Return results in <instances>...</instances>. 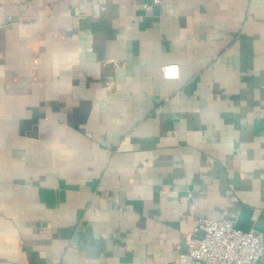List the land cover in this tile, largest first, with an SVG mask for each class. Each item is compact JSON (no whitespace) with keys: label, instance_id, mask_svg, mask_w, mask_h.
<instances>
[{"label":"crops","instance_id":"0c3cea01","mask_svg":"<svg viewBox=\"0 0 264 264\" xmlns=\"http://www.w3.org/2000/svg\"><path fill=\"white\" fill-rule=\"evenodd\" d=\"M205 217L264 231V0H0V264H204Z\"/></svg>","mask_w":264,"mask_h":264},{"label":"built area","instance_id":"2783aa9c","mask_svg":"<svg viewBox=\"0 0 264 264\" xmlns=\"http://www.w3.org/2000/svg\"><path fill=\"white\" fill-rule=\"evenodd\" d=\"M163 70L166 77L179 75L177 64L165 65ZM199 232L202 236H198ZM263 253V230L256 227L242 230L231 217H205L188 234V247L179 257L183 262L196 259L204 264H255Z\"/></svg>","mask_w":264,"mask_h":264}]
</instances>
